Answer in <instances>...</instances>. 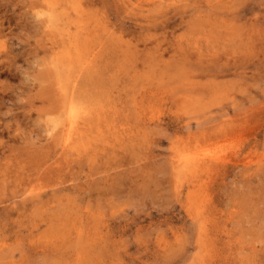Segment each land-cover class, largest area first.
<instances>
[{"label":"rangeland","instance_id":"1","mask_svg":"<svg viewBox=\"0 0 264 264\" xmlns=\"http://www.w3.org/2000/svg\"><path fill=\"white\" fill-rule=\"evenodd\" d=\"M0 264H264V0H0Z\"/></svg>","mask_w":264,"mask_h":264},{"label":"bare ground","instance_id":"2","mask_svg":"<svg viewBox=\"0 0 264 264\" xmlns=\"http://www.w3.org/2000/svg\"><path fill=\"white\" fill-rule=\"evenodd\" d=\"M95 67V66H94ZM87 73V72H86ZM63 99V98H62ZM62 105V104H61ZM65 113V112H64ZM71 123V122H70ZM73 132V131H72ZM70 134V133H69ZM83 136V135H82ZM66 137V136H65ZM185 166V165H184ZM184 171V170H183ZM194 171V170H193Z\"/></svg>","mask_w":264,"mask_h":264}]
</instances>
